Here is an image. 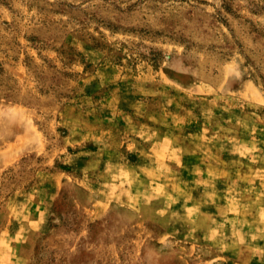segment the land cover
Here are the masks:
<instances>
[{"label":"rangeland","instance_id":"374dc122","mask_svg":"<svg viewBox=\"0 0 264 264\" xmlns=\"http://www.w3.org/2000/svg\"><path fill=\"white\" fill-rule=\"evenodd\" d=\"M0 264H264V0H0Z\"/></svg>","mask_w":264,"mask_h":264}]
</instances>
